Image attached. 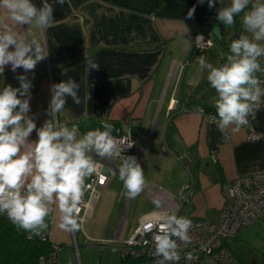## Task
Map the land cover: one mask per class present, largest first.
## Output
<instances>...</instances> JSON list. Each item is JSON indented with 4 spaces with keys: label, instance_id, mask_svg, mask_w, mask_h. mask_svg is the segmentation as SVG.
<instances>
[{
    "label": "crops",
    "instance_id": "crops-1",
    "mask_svg": "<svg viewBox=\"0 0 264 264\" xmlns=\"http://www.w3.org/2000/svg\"><path fill=\"white\" fill-rule=\"evenodd\" d=\"M32 2L42 7V0ZM48 2L54 8L55 24L42 33L37 30L36 38L46 42L49 55L37 63L34 72L28 73L33 87L27 115L33 117L37 128L42 127L50 119L47 110L52 85L70 78L76 80L81 85V98L88 92L91 98L78 106L67 97L58 119L69 127L79 122L83 131L100 127L98 121L105 119L113 125V133L121 130L134 135L144 147L140 164L146 187L151 186L159 196H148L145 188L137 196L144 210L129 232L125 214L131 199L124 195L123 183L118 178L121 160L101 158L107 161L102 168L107 182L87 221L91 223L90 233L83 225L80 238L74 232L62 230L55 206L47 219L48 228L42 234L60 245L59 264L61 258L62 264H74L75 252L80 254L78 264H101L106 248L118 253L117 262L119 252L111 248H120L138 226L140 216L157 214L166 205L167 197L179 204L177 192L190 182L189 171L195 194L192 203L183 205L178 215L217 221L223 184L237 176L264 170V103L254 119L249 117L250 128L258 139L248 140V131L243 128L230 130L228 139L223 138L216 124L201 113L205 107L215 108L217 94L207 81L208 70L201 69L198 59L192 58L194 31L202 24L220 29L221 42H214L204 52L207 61L218 67L226 62L232 40L240 35L251 38L242 25L244 13L235 17L234 25L226 27L217 15L231 0H218L213 8H208L207 0L204 4L198 0H66L63 7L56 0ZM193 7L195 12L189 17ZM3 23L11 25V21H0ZM15 29L26 36L28 26L16 25ZM87 60L98 63L99 70L87 72ZM259 62L264 69V57ZM24 74L22 67L13 73L11 64L6 65L4 75L0 76V90L6 85L18 88L16 77ZM256 75L264 88V74ZM170 104L173 109H169ZM36 138L34 131L29 139ZM97 209L98 217L93 221ZM257 221H264V217ZM246 228L228 241V247L239 264H264V251L249 246ZM94 240L103 248L98 261L89 256L98 249L87 247ZM106 260V264L113 263L108 256Z\"/></svg>",
    "mask_w": 264,
    "mask_h": 264
},
{
    "label": "clouds",
    "instance_id": "clouds-1",
    "mask_svg": "<svg viewBox=\"0 0 264 264\" xmlns=\"http://www.w3.org/2000/svg\"><path fill=\"white\" fill-rule=\"evenodd\" d=\"M204 2L198 0L199 4ZM217 2L207 0L208 8L215 7ZM56 3L63 7L66 0ZM194 12L195 7L188 16L192 17ZM240 13H244L242 25L251 38L240 35L232 40L226 62L218 67L204 56L197 58L199 67L208 70L207 81L217 94L216 115L208 120L216 124L224 139H228L230 130L248 124L249 117L254 119L264 103V88L256 75L264 74L259 62L264 57V44L257 43L264 41V0H231L229 6L219 10L217 20L226 27L232 26ZM0 21H11V25L0 24V76L9 64L13 73L21 67L25 73L16 77L18 88L6 85L0 90V215L6 214L30 236H39L48 228L47 219L55 206L60 213L59 227L67 232L78 231L83 223L80 205L89 188L86 180L101 167L96 157L121 160L118 178L129 199H135L146 187L144 170L136 156L123 155L124 149L133 146L132 141L125 148L126 142L113 135L114 127L107 120H99L100 127L78 135V124L69 127L58 119L67 97L78 106L91 98L89 92L81 98V85L74 79L52 85L47 110L50 119L42 127L37 128L33 117L27 115L33 87L28 73L34 72L37 63L49 55L46 42L36 38L37 30L42 33L55 24L54 8L48 0H42L39 8L32 0H0ZM16 25L28 26L26 36L15 29ZM202 39L196 38L197 46ZM86 70H99V64L87 60ZM34 131L37 138L30 140ZM156 206L160 207L158 200ZM191 227V219L175 213L157 216L156 223L148 225L150 230L155 228L153 254L162 257L158 264H179L178 248L192 243ZM187 258H192L190 253Z\"/></svg>",
    "mask_w": 264,
    "mask_h": 264
},
{
    "label": "built area",
    "instance_id": "built-area-1",
    "mask_svg": "<svg viewBox=\"0 0 264 264\" xmlns=\"http://www.w3.org/2000/svg\"><path fill=\"white\" fill-rule=\"evenodd\" d=\"M196 25V24H195ZM200 26V25H199ZM201 28V27H200ZM200 36L203 39L199 46L196 44V38ZM214 36L206 33V31L199 29L194 31L192 58L197 59L199 56H204V52L214 44ZM174 105L170 104L169 109H173ZM262 107V104L259 108ZM258 108V109H259ZM185 111L184 108L181 109ZM202 115L208 119L210 116L216 115L215 108H207L201 111ZM62 123H66L62 121ZM79 125L78 135H82L83 131L79 122H73ZM240 128L248 131L247 139L256 140L259 138L258 134L253 132L250 124L241 126ZM119 139L124 140L127 147V142L132 141V147L124 149L123 155L136 156L139 163H141L144 155V147L139 145L137 138L128 131L118 130L113 133ZM99 160L101 167L97 174L87 178L86 184L89 185L85 192L82 203L80 205L79 217L82 218V225L87 222L92 215L93 205L98 198L101 189L107 182V176L103 172V165L107 162L101 158ZM215 160V157L213 156ZM120 160L119 158L107 159ZM189 171V170H188ZM190 173V182L182 186L178 192L179 204L174 203L167 197L166 205L157 211V214L146 213L140 216L138 226L127 238L120 248L112 247L113 251H118L120 257L130 256L140 258V264H158L162 257L154 256V243L152 241V234L155 228L148 229V225L156 223V217H166L168 213H175L177 216L180 208L183 205L192 203L195 194L193 184V176ZM223 200L219 210L218 220L213 222L207 219H191L192 227L190 229V236L192 243L186 248L180 245L178 252H180L181 260L179 264H239V261L234 256L228 247V241L233 238L237 232L255 221L264 217V170L254 174H246L237 176L234 179L223 184ZM146 194L155 199L159 196L151 189V186L145 187ZM162 222V221H161ZM173 239H177L173 237ZM105 244V242H100ZM177 243L180 242L177 240ZM52 253L47 257L46 261L50 264H59V250L60 247L55 245ZM191 254V259L187 258ZM42 261L44 259L42 258ZM165 264H173V262L166 261Z\"/></svg>",
    "mask_w": 264,
    "mask_h": 264
},
{
    "label": "trees",
    "instance_id": "trees-1",
    "mask_svg": "<svg viewBox=\"0 0 264 264\" xmlns=\"http://www.w3.org/2000/svg\"><path fill=\"white\" fill-rule=\"evenodd\" d=\"M200 29L212 35L211 25L202 24ZM214 40L220 43L222 39L214 37ZM55 245L57 244L52 243L46 234L30 236L29 233L18 229L6 214L0 215V264H50L46 259ZM141 261L140 258L125 256L119 257V260L112 264H140Z\"/></svg>",
    "mask_w": 264,
    "mask_h": 264
},
{
    "label": "rangeland",
    "instance_id": "rangeland-1",
    "mask_svg": "<svg viewBox=\"0 0 264 264\" xmlns=\"http://www.w3.org/2000/svg\"><path fill=\"white\" fill-rule=\"evenodd\" d=\"M143 206L144 205H143L142 202L137 201V197L135 199H131L130 200L129 207L127 208V211H126V214H125L126 215V220L130 224L129 225V232L135 226V224H136V218L139 215V213L142 210H144V207ZM96 217H98V209L95 211V213H93V221L96 219ZM90 224H91L90 222H86L82 226V228L87 233H90V231H89V225ZM99 227H101V226H99ZM245 232H246V239H247V241L249 243V246L251 248L252 247L255 248L257 251H260V252L264 251V221H257L251 227L246 228ZM74 234L77 236V238H80L81 229L78 230V231H75ZM98 243H99L98 241H95L94 240V241H91L90 242V245L89 246H87V247H90V248H93V249L94 248H97L98 249L97 251H96V249H94L95 251L93 250V251L90 252V255L89 256H91V260H93V261L94 260L98 261L99 258L101 257V252H102L101 250L103 248H100V246L98 245ZM104 247H106V246H104ZM80 248H81L80 250H82L83 246H81ZM246 249L248 251H250V248L248 246H246ZM257 251H255V252H257ZM104 254L105 255H104V258H102L101 264H106V261H107L106 260V256H108V258L112 259L113 263H115L116 260H117V258H118V253H112L107 248L105 249V253ZM73 258H74L73 263L74 264H78V261H80V254H79V252H77V254L75 252ZM62 263H63V260L61 258V264Z\"/></svg>",
    "mask_w": 264,
    "mask_h": 264
},
{
    "label": "water",
    "instance_id": "water-1",
    "mask_svg": "<svg viewBox=\"0 0 264 264\" xmlns=\"http://www.w3.org/2000/svg\"><path fill=\"white\" fill-rule=\"evenodd\" d=\"M211 33L217 39H222V35L220 33V29L217 26L212 27Z\"/></svg>",
    "mask_w": 264,
    "mask_h": 264
}]
</instances>
